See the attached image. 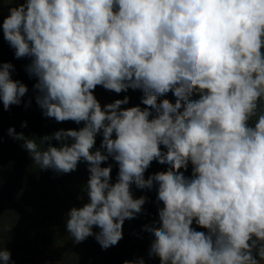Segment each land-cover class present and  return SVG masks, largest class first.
Returning <instances> with one entry per match:
<instances>
[{
	"label": "clouds",
	"instance_id": "9594fccd",
	"mask_svg": "<svg viewBox=\"0 0 264 264\" xmlns=\"http://www.w3.org/2000/svg\"><path fill=\"white\" fill-rule=\"evenodd\" d=\"M0 33L35 81L29 97L0 59L2 110L34 100L43 118L78 126L7 130L39 171L86 165L64 213L75 245H118L154 203L149 259L264 264V0H0ZM98 87L142 95L102 104ZM154 162L165 168L146 176ZM0 264H15L2 234Z\"/></svg>",
	"mask_w": 264,
	"mask_h": 264
},
{
	"label": "trees",
	"instance_id": "16d2710c",
	"mask_svg": "<svg viewBox=\"0 0 264 264\" xmlns=\"http://www.w3.org/2000/svg\"><path fill=\"white\" fill-rule=\"evenodd\" d=\"M4 14L7 15V7H5ZM0 59L11 61L15 65L16 71L13 73V78L27 84L28 96H32V85L35 81L29 79L24 71V65L29 61L27 59L16 60L13 50L2 39H0ZM95 94L102 104L129 95L132 105L138 104L142 95L139 91L132 92L131 90L128 93L117 95L100 87L96 89ZM27 98L25 97V100ZM167 98L174 100L171 94ZM23 121H27L26 128H21ZM10 126L15 127L17 132L23 131L27 136L36 137L50 135L60 128L78 126L71 122L58 124L54 120L43 118L34 100L28 109L21 104L12 106L10 111H3L2 104H0V135L3 136V143L0 144V166H2L0 170V179H2V184H0V234H2L4 246L12 254L27 256L41 247L54 249L60 239L69 235L65 230L64 213L71 206H79L80 202L77 197L82 195L80 186L86 182L88 172L83 162L76 172L70 174L57 175L50 170L39 171L38 166L22 149L21 142L13 141L7 135ZM53 143L56 142L53 141ZM164 168L165 166L154 162L146 176ZM190 171L189 168L186 175H190ZM112 175L114 179L115 166ZM72 192L75 195L71 198ZM134 193L137 197L147 194L151 200L155 199L154 191L142 193L134 189ZM145 207L151 215L125 221L124 238L137 234H148L142 231V226L151 223L156 218V207L154 203L147 204ZM125 255H122L118 249L104 251L100 264H123ZM154 261V264H159L158 259Z\"/></svg>",
	"mask_w": 264,
	"mask_h": 264
},
{
	"label": "rangeland",
	"instance_id": "374dc122",
	"mask_svg": "<svg viewBox=\"0 0 264 264\" xmlns=\"http://www.w3.org/2000/svg\"><path fill=\"white\" fill-rule=\"evenodd\" d=\"M75 195L71 193V198ZM68 198V197H66ZM69 199V198H68ZM73 200V199H72ZM150 234L133 235L123 238L118 245L107 250L118 249L125 259H135L143 257L146 264H154V259H149L147 251L151 242ZM100 245L94 238L89 237L81 244L75 245L70 235L58 241V245L49 250L41 247L31 255L12 254L15 264H100L102 252Z\"/></svg>",
	"mask_w": 264,
	"mask_h": 264
}]
</instances>
